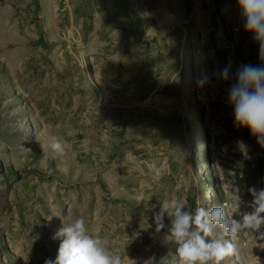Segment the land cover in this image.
I'll return each instance as SVG.
<instances>
[{
	"label": "rangeland",
	"instance_id": "374dc122",
	"mask_svg": "<svg viewBox=\"0 0 264 264\" xmlns=\"http://www.w3.org/2000/svg\"><path fill=\"white\" fill-rule=\"evenodd\" d=\"M182 12V0H0V264L54 260L76 218L124 264H180L171 218L156 231L162 201L247 212L260 178L224 154L233 110L209 89L198 98L206 61L191 27L181 38ZM234 243L222 264H251Z\"/></svg>",
	"mask_w": 264,
	"mask_h": 264
},
{
	"label": "clouds",
	"instance_id": "9594fccd",
	"mask_svg": "<svg viewBox=\"0 0 264 264\" xmlns=\"http://www.w3.org/2000/svg\"><path fill=\"white\" fill-rule=\"evenodd\" d=\"M244 18V29L253 34L259 43V66L241 64L235 72L236 82L228 89L227 100L233 107L234 122L247 128L257 142L264 147V0H238ZM231 63L218 70L222 80L231 74ZM207 76L198 79L199 86L207 83ZM54 155H63L65 147L57 136H52L48 145ZM154 178L162 175V169L150 166ZM253 200V211L246 212L237 220L228 216L223 205L205 208L198 206L194 214L185 210L186 203L178 199L164 200L155 214L156 231L165 227L164 217L171 218L169 236L179 246L177 253L180 264H222L229 256H236L238 249L234 238L238 233L251 230L252 239L264 241V189H249ZM237 205L240 199L237 196ZM227 217V218H226ZM220 228L228 239L215 238V230ZM54 238H60L58 253L54 260L45 264H124L122 257L108 246V240L90 234L83 218H76L57 231ZM264 248V243L258 245ZM132 261V260H131ZM135 264V261H133ZM151 264V261L145 262Z\"/></svg>",
	"mask_w": 264,
	"mask_h": 264
},
{
	"label": "crops",
	"instance_id": "0c3cea01",
	"mask_svg": "<svg viewBox=\"0 0 264 264\" xmlns=\"http://www.w3.org/2000/svg\"><path fill=\"white\" fill-rule=\"evenodd\" d=\"M185 6L192 7L187 20L185 19ZM182 7V26L180 27L182 37H180L182 39L187 38V33L184 30H188L186 25L191 27L190 40L195 43L198 53H207L210 57L214 55L223 63L225 51L213 52L218 39L221 37L231 45L233 57L238 66L241 64L259 66L261 63L259 43L254 40L252 33L244 29L245 21L238 6V0H182ZM233 27H238L237 34L232 33ZM205 61L206 66L211 68L210 61L207 59ZM235 82L236 78L234 79ZM229 118L227 139H222L225 145L224 154L227 155L228 161H232L233 164L236 163L235 159L241 160L238 165L240 173L245 172L248 176L252 174L260 178L258 184H249V189H264V170L259 167V162L264 159V147H261L247 128L235 124L233 113L232 118L230 116ZM249 189L244 191V195L248 197L246 200L247 212L253 211L250 206L253 199L251 200L249 197L252 196ZM260 231L264 232V226H261ZM253 235H259V233H253L251 230L240 232L243 243L242 249L248 253L246 256L249 263L264 264V248L258 246L264 241L258 240L257 245H254Z\"/></svg>",
	"mask_w": 264,
	"mask_h": 264
},
{
	"label": "built area",
	"instance_id": "2783aa9c",
	"mask_svg": "<svg viewBox=\"0 0 264 264\" xmlns=\"http://www.w3.org/2000/svg\"><path fill=\"white\" fill-rule=\"evenodd\" d=\"M231 31L233 34H237L238 27H233ZM220 50L225 51L223 63H221L218 59H216L214 55L210 57L207 53L199 54L202 59L204 60L207 59L210 61L211 68L208 66L201 68L202 71L200 74V78L202 75H206L208 79H207V83H205L203 86H199V85L197 86L198 89L197 94H198V98L206 97V90L209 89L212 94L213 93L216 94L217 100L219 102H221L225 107L233 110V107L229 104L227 100V94H228V89L230 88L231 84L234 82L235 72L238 64L234 60L231 45L221 37L218 39L213 52L216 53L217 51ZM229 63H231L232 66L231 74H230V78L227 81H225L222 80L217 73L218 70L223 69ZM230 117L232 118V115H230ZM234 208L236 209V207ZM233 218L239 220V218L236 215H234Z\"/></svg>",
	"mask_w": 264,
	"mask_h": 264
},
{
	"label": "trees",
	"instance_id": "16d2710c",
	"mask_svg": "<svg viewBox=\"0 0 264 264\" xmlns=\"http://www.w3.org/2000/svg\"><path fill=\"white\" fill-rule=\"evenodd\" d=\"M199 113H200V114H199V115H200L199 117H201V115H202V111H201V112L199 111Z\"/></svg>",
	"mask_w": 264,
	"mask_h": 264
}]
</instances>
